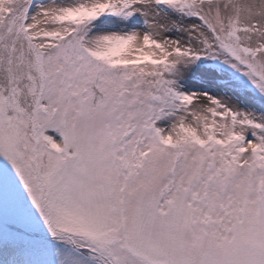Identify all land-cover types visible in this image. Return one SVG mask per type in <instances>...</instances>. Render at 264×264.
<instances>
[{
    "label": "snow or ice",
    "instance_id": "6c2138e0",
    "mask_svg": "<svg viewBox=\"0 0 264 264\" xmlns=\"http://www.w3.org/2000/svg\"><path fill=\"white\" fill-rule=\"evenodd\" d=\"M0 264H264V0H0Z\"/></svg>",
    "mask_w": 264,
    "mask_h": 264
}]
</instances>
